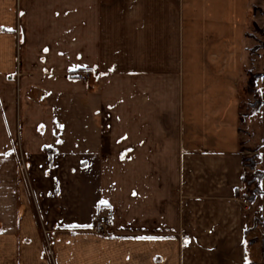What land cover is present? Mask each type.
<instances>
[{
    "label": "crops",
    "instance_id": "obj_1",
    "mask_svg": "<svg viewBox=\"0 0 264 264\" xmlns=\"http://www.w3.org/2000/svg\"><path fill=\"white\" fill-rule=\"evenodd\" d=\"M257 1L0 0V264H260L238 98Z\"/></svg>",
    "mask_w": 264,
    "mask_h": 264
},
{
    "label": "rangeland",
    "instance_id": "obj_2",
    "mask_svg": "<svg viewBox=\"0 0 264 264\" xmlns=\"http://www.w3.org/2000/svg\"><path fill=\"white\" fill-rule=\"evenodd\" d=\"M250 15L256 17V23H248L247 33L254 37V41L250 40L247 42L248 48L245 51V61L242 71V79L238 86V98L240 104V123H239V151L244 157H252L256 162L261 161V163L256 167V170L264 171V75L257 79L253 88L246 91L248 79L250 75L262 74L264 73V0H258L256 5L250 11ZM250 161V160H249ZM251 162V161H250ZM250 163L246 162V166ZM20 169L15 172L16 176V196L32 197L34 192L29 189L27 173L23 171L22 163L19 164ZM246 176L249 177L251 171L243 168ZM30 174V172L28 173ZM29 177V178H28ZM44 177L40 174H33L32 179L35 181H44ZM31 183H33L31 181ZM45 185V184H42ZM49 185V184H48ZM47 188L44 187L43 190ZM39 189L42 190L41 187ZM48 193L52 189L47 188ZM51 189V190H50ZM30 190V191H29ZM50 190V192H49ZM245 190V189H244ZM20 206V205H19ZM261 213H264L263 208H261ZM100 217V216H98ZM94 219L92 221L93 225ZM260 228H263L264 232V214L261 216L260 222H257ZM92 231L95 234H108L109 230L105 232L95 230L92 226ZM264 234V233H263ZM106 236V235H103ZM47 237L42 238L43 244L48 245ZM260 264H264V252H262V258Z\"/></svg>",
    "mask_w": 264,
    "mask_h": 264
},
{
    "label": "trees",
    "instance_id": "obj_3",
    "mask_svg": "<svg viewBox=\"0 0 264 264\" xmlns=\"http://www.w3.org/2000/svg\"><path fill=\"white\" fill-rule=\"evenodd\" d=\"M263 75H264V73L250 75V77L248 79V84H247L248 89L246 88V91L247 90L250 91V89L254 87L256 80L261 78ZM246 162H249L250 165L246 166ZM260 163H261V161L256 162L255 160L252 159V157L242 156L243 168L247 167V169L251 171V174L249 175V177L246 176L244 169H243V174H242V185L245 189V194H243V198L248 203L254 202V200L258 196H261L264 194L261 191L262 182L264 180V171L256 170V167ZM261 245H262V251L264 252V235L262 237Z\"/></svg>",
    "mask_w": 264,
    "mask_h": 264
},
{
    "label": "built area",
    "instance_id": "obj_4",
    "mask_svg": "<svg viewBox=\"0 0 264 264\" xmlns=\"http://www.w3.org/2000/svg\"><path fill=\"white\" fill-rule=\"evenodd\" d=\"M80 78L86 79L85 74L79 73ZM109 219L106 216L96 217L93 222V228L98 231L105 232L108 228Z\"/></svg>",
    "mask_w": 264,
    "mask_h": 264
},
{
    "label": "snow or ice",
    "instance_id": "obj_5",
    "mask_svg": "<svg viewBox=\"0 0 264 264\" xmlns=\"http://www.w3.org/2000/svg\"><path fill=\"white\" fill-rule=\"evenodd\" d=\"M11 29H9V31H10ZM101 203H106V202H104V201H101ZM245 264H248V261L247 260H245Z\"/></svg>",
    "mask_w": 264,
    "mask_h": 264
}]
</instances>
